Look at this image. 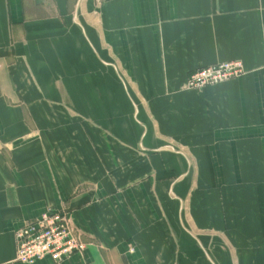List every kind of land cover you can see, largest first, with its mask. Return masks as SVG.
I'll list each match as a JSON object with an SVG mask.
<instances>
[{
    "label": "crops",
    "instance_id": "crops-1",
    "mask_svg": "<svg viewBox=\"0 0 264 264\" xmlns=\"http://www.w3.org/2000/svg\"><path fill=\"white\" fill-rule=\"evenodd\" d=\"M48 210L85 250L18 261ZM0 264H264V0H0Z\"/></svg>",
    "mask_w": 264,
    "mask_h": 264
},
{
    "label": "built area",
    "instance_id": "built-area-1",
    "mask_svg": "<svg viewBox=\"0 0 264 264\" xmlns=\"http://www.w3.org/2000/svg\"><path fill=\"white\" fill-rule=\"evenodd\" d=\"M105 0H94L101 3ZM244 72L241 60L231 59L203 66L187 74L185 89L201 90L206 86L239 77ZM16 257L33 262L49 257L58 262L73 253L83 252L86 244L69 212L48 210L15 230Z\"/></svg>",
    "mask_w": 264,
    "mask_h": 264
},
{
    "label": "rangeland",
    "instance_id": "rangeland-1",
    "mask_svg": "<svg viewBox=\"0 0 264 264\" xmlns=\"http://www.w3.org/2000/svg\"><path fill=\"white\" fill-rule=\"evenodd\" d=\"M235 79V78H234ZM220 83H222V82H220ZM217 84H219V83H217ZM213 85H215V84H213Z\"/></svg>",
    "mask_w": 264,
    "mask_h": 264
}]
</instances>
